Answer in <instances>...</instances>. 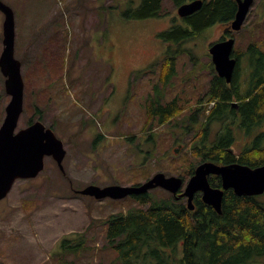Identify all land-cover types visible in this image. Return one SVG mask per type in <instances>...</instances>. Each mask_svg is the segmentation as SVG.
I'll list each match as a JSON object with an SVG mask.
<instances>
[{"label":"rangeland","instance_id":"1","mask_svg":"<svg viewBox=\"0 0 264 264\" xmlns=\"http://www.w3.org/2000/svg\"><path fill=\"white\" fill-rule=\"evenodd\" d=\"M2 1L13 11L14 55L22 62L23 111L17 129L38 119L52 128L65 148V175L46 156L37 176L15 180L0 199V264H60L52 256L61 250L62 239L83 233L89 249L65 254V263L109 264L115 254L105 246L104 220L139 204L131 196L96 199L73 188L142 183L163 172L182 177L183 190L189 167L200 162L190 146L204 121L196 107L210 105L205 96L212 76L208 46L221 37L223 25L214 24L181 46L176 73L163 86L161 62L171 45L157 33L181 22L170 0H163L160 17L144 19L122 16L128 0ZM3 20L0 10V53ZM231 35L245 83L249 68L243 52L250 42L264 46V0H253L241 29ZM36 88L43 89L42 97L34 95ZM9 98L0 71V124ZM159 98H177L182 108L162 124L148 121L146 113ZM218 128L210 125L211 138ZM234 133L236 153L250 137L236 126ZM166 192L148 191L153 198Z\"/></svg>","mask_w":264,"mask_h":264},{"label":"trees","instance_id":"2","mask_svg":"<svg viewBox=\"0 0 264 264\" xmlns=\"http://www.w3.org/2000/svg\"><path fill=\"white\" fill-rule=\"evenodd\" d=\"M170 1L177 7L191 0ZM133 3L134 0H128L122 13L125 19L162 15L163 0ZM236 9L235 0H203L197 11L180 17L181 22L157 33V37L171 45L161 62L160 83L163 86L176 73L177 54L183 50L181 46L200 37L214 24L226 27L225 34L230 32L227 27ZM245 51L242 55L247 54L249 69H246L248 78L244 88L239 79L244 68L235 49L233 55L237 64L230 83L217 75L210 61L212 76L205 95L207 103L213 101L214 105L196 107L203 113L204 121L201 134L193 138L194 143L190 145L194 155L201 160L218 164L239 162L251 167L264 163V128L260 129L264 121V46L250 42ZM34 91L36 97H42L43 89ZM234 100L240 101L239 111L231 106ZM146 108L148 121L157 119L159 124L177 116L182 109L177 98L168 102L154 99ZM213 123L219 128L211 138L209 129ZM235 126L252 136L236 153L231 150L236 138ZM193 169L190 166L189 173H193ZM210 183L220 186V178L213 177ZM132 198L138 202V207L111 214L104 220L105 246L115 254L109 264H264V193L249 196L225 190L220 213L203 204L199 194L193 199V209L187 207L185 198H178L168 191L160 198H153L149 193ZM85 241L84 233L79 238H64L60 243L61 250L52 257L60 264H67L65 254L89 249Z\"/></svg>","mask_w":264,"mask_h":264},{"label":"water","instance_id":"3","mask_svg":"<svg viewBox=\"0 0 264 264\" xmlns=\"http://www.w3.org/2000/svg\"><path fill=\"white\" fill-rule=\"evenodd\" d=\"M237 9L227 29L230 32L241 29L253 0H235ZM203 0H191L177 6V14L185 17L197 11ZM0 10L4 14L2 24L3 48L0 53V71L4 76V89L10 96L5 106V116L0 124V199L6 196L17 179L32 178L44 168V158L51 156L60 169L65 148L52 128L42 121L35 120L25 127L17 129L23 111L24 81L21 73V61L14 55L15 21L12 9L0 0ZM235 38L231 35L225 39L212 42L208 53L217 75L226 82H231L237 63L233 56ZM178 151L177 148L174 149ZM210 174L220 176V186H213L208 180ZM183 185L180 176H166L163 172L155 173L146 181L133 185L111 184L97 186L89 184L79 192L96 199L110 197L123 198L128 195L147 193L155 187L176 195ZM231 189L236 195H260L264 193V163L251 167L239 162L218 164L203 161L197 164L185 182L179 194L186 198L187 207L193 209V199L200 192L204 203L221 212L224 191Z\"/></svg>","mask_w":264,"mask_h":264},{"label":"flooded vegetation","instance_id":"4","mask_svg":"<svg viewBox=\"0 0 264 264\" xmlns=\"http://www.w3.org/2000/svg\"><path fill=\"white\" fill-rule=\"evenodd\" d=\"M226 28V27H225ZM225 28H223V30H222V33H221V36H223V38L222 39H225V38H227V37H229V36H231V33L230 32H228L227 34H225L224 32H225ZM219 40V39H218ZM234 56V55H233ZM235 57V56H234ZM236 58V57H235ZM237 60V59H236ZM22 63V62H21ZM237 64V63H236ZM228 83V82H227ZM230 83V82H229ZM241 84V88H244L245 86H244V84H247V83H240ZM206 96V99H207V95H205ZM231 103V102H230ZM239 103H240V101H237V100H234V101H232V103H231V106H232V108H234L235 110H237V111H239ZM210 105L208 106V107H211V106H213L214 105V102L212 101V102H210L209 103ZM237 115V117L239 118L240 117V115L239 114H236ZM39 120V119H38ZM202 126V125H201ZM261 129V128H260ZM240 131V130H239ZM249 137H250V139H251V135H249ZM231 150H232V148H231ZM233 151V150H232ZM240 151V150H239ZM238 151V152H239ZM235 153V152H234ZM47 157H51V156H47ZM52 158V157H51ZM203 161H206V160H201L200 159V162H203ZM199 162V163H200ZM56 165H57V163H56ZM58 166V165H57ZM59 167V166H58ZM61 170V172L65 175V171H64V169H60ZM192 174V173H191ZM190 174V175H191ZM213 177H219L220 178V176H218V175H215V174H210L209 176H208V180H209V182H210V179H212ZM68 180H69V182H72V179L70 178H68ZM184 182V181H183ZM220 182H221V180H220ZM136 184H139V183H136ZM211 184V183H210ZM89 185V184H88ZM130 185H133V184H130ZM87 186V185H86ZM85 187V186H84ZM83 187V188H84ZM83 188H81V189H83ZM81 189H79V190H81ZM73 190H74V192H76V193H79V194H81L80 192H79V190H77V189H75V188H73ZM182 191V189H180L179 191H178V193L175 195L176 197H183V198H185L184 196H181L180 194H179V192H181ZM148 193V192H147ZM146 193V194H147ZM196 194H199L200 195V198H201V194H200V192H198V193H196ZM195 194V195H196ZM128 196H136V195H128ZM252 196H258V195H252ZM195 197V196H194ZM185 200H186V198H185ZM201 201H202V199H201ZM203 202V201H202ZM203 204H205V205H209V204H207V203H204L203 202ZM209 206H211V205H209ZM212 207V206H211ZM213 208V207H212ZM214 209V208H213ZM215 210V209H214Z\"/></svg>","mask_w":264,"mask_h":264}]
</instances>
